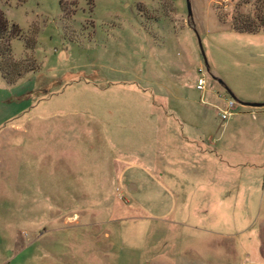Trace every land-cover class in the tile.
<instances>
[{
    "label": "rangeland",
    "instance_id": "obj_1",
    "mask_svg": "<svg viewBox=\"0 0 264 264\" xmlns=\"http://www.w3.org/2000/svg\"><path fill=\"white\" fill-rule=\"evenodd\" d=\"M189 3L190 14L185 0H0L20 71L0 75V137L19 135L6 124L23 119L30 141L11 151L18 166L8 154L14 173L0 141V264H264L252 225L264 207L249 196L262 175L229 173L210 149L228 99L230 117L264 109L239 102L264 96V30L231 24L264 18V0ZM53 135L80 156L74 180L52 171ZM159 135L197 139L204 152H157ZM110 155L115 168H89ZM31 190L42 204L27 210ZM228 200L243 205H218ZM43 227L59 232L39 240ZM222 230L236 235L234 251ZM259 238L262 254L264 222ZM42 250L52 257L38 261Z\"/></svg>",
    "mask_w": 264,
    "mask_h": 264
},
{
    "label": "crops",
    "instance_id": "obj_2",
    "mask_svg": "<svg viewBox=\"0 0 264 264\" xmlns=\"http://www.w3.org/2000/svg\"><path fill=\"white\" fill-rule=\"evenodd\" d=\"M215 77L217 78V76ZM220 82L223 83L222 81ZM244 101H256V102H260V104L251 105V104L243 103ZM239 102L241 106H243L244 108L264 107V96L256 98L255 100H240ZM239 113H245L247 114V116L240 115ZM233 114H234V111H232L230 115L224 118L226 119L229 117L228 119L223 121L222 126L218 130L219 133L214 138L215 140L214 141L211 140L212 143L210 144L211 145L210 149L216 151V153L219 156H221V158L223 155V159H221L220 162L222 161L225 162V165L223 166L229 173L232 172L238 175L239 173L243 172L245 177H247V179H249V176L258 177V175L261 173L263 181H260L257 185H255L249 190V196L256 206L264 207V109L259 110V111H256V110H249V111H243V112L240 111V112H237V116L230 117ZM12 117H9V119H11ZM12 121L13 120H10L6 124L7 127L11 126L13 130L15 131L19 130L20 134L19 135H12V134L2 135V137H0V141H1V138H3V141L6 144L4 149H7L6 160L4 161L5 170L7 171L9 170L11 173H14L15 169L11 168L9 165V162L12 161V158L10 161L7 160V157H10L8 154L10 153L11 156H15L11 154V151H13V149H18L15 147L23 146L24 149H27L28 144L26 146L25 144L29 143L30 141L27 140L23 134L24 133V128L22 127L23 119H18V121L14 120V122ZM52 137H53V140L51 142L52 143L51 152L53 154V157L51 156V154L50 156L51 158H53V161L55 162V165L52 167V171H54L55 173H59L60 175H65L64 173H66L67 175H72L73 180H74L75 179L74 175L81 173L76 167L77 166L76 159L77 158L79 159L80 156L78 155L75 149L71 151L72 146L70 144H68L66 148L65 146L60 147L59 143L61 142L60 141L58 142L59 138H61L60 136L58 137L56 135H53ZM158 137L164 139V136L159 135ZM76 142L77 141L75 140V137L72 138V144H75ZM186 144H192L194 145V148L196 150H200L201 152H204V149L199 145V140L197 139L193 140V138L191 137L188 138L187 136H184V135H179V136L169 135V137L166 140L164 139V141H162V143L159 145L160 148L158 149L157 152L162 150L161 149L162 147L163 150H165L166 152L170 151L174 153V155H177V154H180V152L183 149L186 155V153L189 152V149L186 147ZM198 153L199 152H196L195 154L198 155ZM46 154L49 155V153H46ZM154 157L155 156H153V158ZM166 158L169 160L170 163L175 162L172 159H170L171 158L170 156H166ZM13 159H15L16 166H18L19 161H18L17 156L13 157ZM62 159L64 161H62ZM154 159H156V157ZM107 160L104 159V161L102 160L94 161V164L93 162H91L89 164V168H92L90 167V165L91 166L94 165L93 167H96V168L98 167V172H102V168L106 169L109 163L111 164V167H110L111 169L115 168L113 156L110 155ZM149 166L155 169L154 165H149ZM150 167H147V169L150 170ZM160 168L157 169L158 172L154 170L155 172H157L158 175H161L164 173V171L160 170ZM2 183L3 181H0V185H3ZM241 189H242L241 187H237V192L235 195H232V197L241 196V194H239L241 192ZM33 190H39V189H33ZM35 195H37L36 192L31 190L29 194L26 195V197H22L26 199L21 200V206L27 205L25 206V207H28L27 210H31L29 209V207L41 205L42 204V201L40 200L41 198H35L34 197ZM218 205L219 206H230V205L236 206V205H243V203L242 201L237 202V200H232V201L228 200L227 202L221 201L219 202ZM223 221H227L229 224L231 223V225L233 226L235 225L236 219L233 216H228ZM263 222H264V214L260 216L259 218L255 219L254 222L252 223V225L255 224L254 227L256 228L255 230L256 236H257L256 253L258 257L261 259L260 262L262 263H264V251L261 254L259 225ZM51 229L50 228L46 229L43 227L41 232H39L38 239L39 240L44 239L48 231H51L54 233L59 232V231H56L57 229H59V227L57 229H54L52 227ZM234 235L235 234L225 231V230L216 232V237H219V238L221 237V238L226 239V242H228L226 243L228 245V249L231 251H234L236 247V242H235L236 235L235 236ZM232 239L233 241H231ZM55 243H56L55 241L54 242L48 241L46 244L45 243L44 244L47 248L50 249V247H54ZM51 244L52 246H50ZM80 248H82V246H80ZM221 249L223 253L226 252L225 248L221 247ZM39 256L40 258L38 259V261L40 260V262H42V261H45L47 258L52 257V253L46 250H42V253ZM57 264H60V263H57Z\"/></svg>",
    "mask_w": 264,
    "mask_h": 264
},
{
    "label": "trees",
    "instance_id": "obj_3",
    "mask_svg": "<svg viewBox=\"0 0 264 264\" xmlns=\"http://www.w3.org/2000/svg\"><path fill=\"white\" fill-rule=\"evenodd\" d=\"M264 18L258 17L257 21L252 22L249 19L241 18L237 14L233 16L231 24L232 27L239 31H257L264 30ZM13 23L7 22L2 11H0V75L7 82H12L15 74H19L17 70V60L11 57L9 38L11 29L14 28Z\"/></svg>",
    "mask_w": 264,
    "mask_h": 264
},
{
    "label": "built area",
    "instance_id": "obj_4",
    "mask_svg": "<svg viewBox=\"0 0 264 264\" xmlns=\"http://www.w3.org/2000/svg\"><path fill=\"white\" fill-rule=\"evenodd\" d=\"M201 67H198V70L200 71ZM205 84V78L202 75H197L195 78V88L202 89ZM234 102L231 99H228L225 102L224 108L220 111V118L227 117L230 112H232L230 109L233 107Z\"/></svg>",
    "mask_w": 264,
    "mask_h": 264
},
{
    "label": "water",
    "instance_id": "obj_5",
    "mask_svg": "<svg viewBox=\"0 0 264 264\" xmlns=\"http://www.w3.org/2000/svg\"><path fill=\"white\" fill-rule=\"evenodd\" d=\"M185 1H186L188 14H190L191 10H190L189 0H185ZM218 81L220 82L221 80L218 78ZM244 103L251 104V105H259L260 104V102H256V101H244Z\"/></svg>",
    "mask_w": 264,
    "mask_h": 264
}]
</instances>
